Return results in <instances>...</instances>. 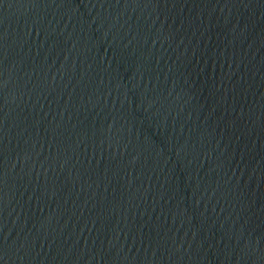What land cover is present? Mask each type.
I'll list each match as a JSON object with an SVG mask.
<instances>
[{
    "label": "water",
    "instance_id": "1",
    "mask_svg": "<svg viewBox=\"0 0 264 264\" xmlns=\"http://www.w3.org/2000/svg\"><path fill=\"white\" fill-rule=\"evenodd\" d=\"M0 264H264V0H0Z\"/></svg>",
    "mask_w": 264,
    "mask_h": 264
}]
</instances>
